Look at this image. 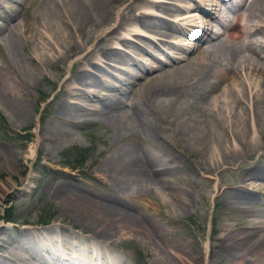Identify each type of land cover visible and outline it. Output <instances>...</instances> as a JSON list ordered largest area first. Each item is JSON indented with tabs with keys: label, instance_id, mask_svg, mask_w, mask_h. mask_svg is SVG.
<instances>
[{
	"label": "bare ground",
	"instance_id": "bare-ground-1",
	"mask_svg": "<svg viewBox=\"0 0 264 264\" xmlns=\"http://www.w3.org/2000/svg\"><path fill=\"white\" fill-rule=\"evenodd\" d=\"M122 1L26 0L22 5L24 11L35 5L32 17L38 18L44 28L40 30L42 38L48 39L51 34L56 36L57 60L64 62L72 58L69 69L60 71L63 77L58 88L60 101L55 108L56 115L52 118L58 123L64 121L65 124L79 125V122H88L87 116H95L109 127L113 140L141 133L156 144L159 141L169 143L177 140L202 151L209 145L205 155V161L210 164L205 168L207 172L234 164L241 169V175L235 181L227 184L217 181L213 192L215 197L222 199L223 204L243 213L240 220L245 223L247 230L235 232L227 225L222 226L224 236L217 238L221 243L218 241L207 263L224 258L230 263L264 264V221L257 218L259 214L254 210V204L264 209V55L260 56L264 53V39L259 40L257 36V33L264 32V0H239L240 4L237 5L233 4L235 0H204L215 11L211 8V13H203L198 5L199 12L205 14H198V17H187V12L178 13L180 6L167 1L134 0L126 4ZM116 7L117 11H114ZM140 8L158 11L163 15L136 12ZM226 10L232 14L231 17L226 15ZM15 16L14 13L5 16L0 14V43L9 45L12 50V37L19 34L20 30H26L25 26L21 27L22 21L16 20ZM178 17L179 20H188L196 30L194 35L189 33L193 36V45L177 46L185 47L186 51L195 49L196 55H186L182 63H176L180 59L171 60L170 66L152 70L153 75H146L147 67L143 66L142 69L132 62L143 70L142 74L138 71L129 72L135 82L129 84L126 91L132 92L133 97L128 99L108 95V91L116 88L109 86L110 81L99 80L96 75L102 71L108 73L107 65L129 64L132 58L128 52H133L134 46L140 48L145 44L142 38L145 40L146 37L138 29L156 35L158 39L173 37L171 31L185 34L187 29L177 24ZM129 21L134 22L135 31L125 30ZM215 25L224 27V32L214 31ZM124 48L129 50L126 52L122 50ZM36 49L35 53L28 54L30 65L50 64L49 48L43 45ZM95 55L101 63L92 61ZM13 58L14 64L5 65L13 71L12 79L8 78L0 65V102L8 115L19 123L27 118L24 98L35 74L22 60L16 56ZM83 65H89L92 70L81 68ZM141 79L144 80L140 82ZM92 87L101 93L98 96L92 94L91 101L96 102L93 106L66 101L67 97L74 95L75 90L84 93ZM185 88H194L196 92L191 98L179 103V99L173 98L174 91ZM126 91L118 89L121 95ZM57 95L54 94V97ZM176 102L179 107L186 106L178 110L180 121L177 125L174 119L170 120V126L175 125L168 132L165 126L156 122ZM95 117L93 120H97ZM151 117H156L154 125ZM47 132H51L59 142L69 135L68 129L43 124L39 136ZM129 146L118 145L117 151V145L114 146L111 153L97 163V174L100 173L103 179L109 178L112 188L121 191L155 184L165 188L166 177L163 174L167 175L169 168L163 165L172 162L175 169L179 164L178 158L175 156L164 160ZM253 156H256L255 159ZM244 158H249V161L241 162ZM212 179L207 178L208 181ZM188 180L194 182L192 178ZM12 188L10 181L0 183V201ZM60 194L62 198L58 205L62 207L61 213L79 218L90 231L79 227V231L66 232L62 229V233V230L50 225L42 230L24 227V237L8 241L0 238L3 251L0 264H123L108 242L121 230L120 227L147 236L148 250L153 260L163 263L169 260L167 254L170 253L168 247L171 243L165 244V241L171 239L175 243L169 236V230L155 222L159 239L155 240L156 236L148 233L142 224L134 223L137 215L131 212V207L119 202L122 195L112 196L86 190L76 193L63 191ZM93 221L100 222L94 225ZM174 256L182 261L181 255Z\"/></svg>",
	"mask_w": 264,
	"mask_h": 264
},
{
	"label": "rangeland",
	"instance_id": "rangeland-1",
	"mask_svg": "<svg viewBox=\"0 0 264 264\" xmlns=\"http://www.w3.org/2000/svg\"><path fill=\"white\" fill-rule=\"evenodd\" d=\"M25 1L0 0V14L5 16L14 13L16 15L14 18L21 20V27L25 26L24 29H26L24 31L20 30L19 34H15L12 37L13 50L9 45L0 43V65L3 66V71L9 76L8 78L12 79L14 76L12 74L13 71L5 67V65H11V62L14 64L13 56H16V58L23 61L30 71L34 70L35 74L24 98L27 105V120L25 119V121L19 123L14 121L0 102V183L10 181L13 186L12 191L0 201V216L3 215V210L8 209L6 214L11 217L9 221L0 217V238H6L8 241V239L24 237L26 233V228L24 227L28 226L42 230L50 225L56 230L63 229L66 232L79 231V227L89 230L85 226L86 223L84 222V224L79 218L70 217L66 212L65 214L61 213L62 207L58 205L61 201L60 198H62L60 193H63V191L76 193L85 190L92 193L103 192L112 196L113 194L114 196H117V194L118 196L122 195L119 202L131 207V212L137 215L134 223L142 224L148 233H153L156 236L155 240H159L155 227V222H158L164 229L172 233H169V236L175 242L173 244L171 239L170 241L164 240L165 244L171 243L168 247L171 254H167L169 260L166 263L155 261L151 258L148 250L149 238L147 236L142 235L141 232L133 233L127 227H120L121 230L114 235L115 237L109 238L108 242L117 252L116 254L123 264H208L207 261L211 260V254L220 242V240H218L219 242L217 241V238L224 236L225 232L221 230L222 226L227 225L235 232L247 230L245 223L240 220L243 213L237 211L234 207L223 204L222 199L215 197L213 192L217 181L226 184L235 181L240 177L241 169L234 164L207 172L205 168L210 164L205 161L207 158L205 155L209 151V145L202 151L177 140L169 141V143L157 141L159 144H156L154 140L141 133L129 134L128 138L122 137L113 140L109 127L92 115L87 116L88 122H79V125L78 123L65 124L64 121L56 122L52 116L56 115L55 108L60 101L58 88L63 78L60 71L69 69L72 58L64 60V62L57 60L56 36L51 34L48 39L42 38L40 30L44 28L42 29L38 18L32 17L35 5L33 4L32 7L24 11L22 5H24ZM35 1L37 2V0ZM155 1H167L178 7L180 6V10L177 12L184 14L187 12L185 15H191L190 17H198L195 13L200 15L198 9L195 8L198 0ZM200 1L202 4L206 3L204 0ZM122 2L126 4L134 2V0H123ZM207 7L212 8L210 4ZM211 10L215 11L214 8ZM114 11H117V7L114 8ZM138 11L163 15L158 11H150L145 8L136 10V12ZM226 11V15H232L228 13V10ZM163 17L168 19L166 16ZM179 19L180 17L177 19V24L183 25L187 30L185 34L171 31L175 37L158 39L156 35L137 30L146 37V39L144 38L145 40L142 38L145 44L141 43L144 47L140 48L134 46L133 49L135 51L128 52V55L132 58V60H129L130 62L128 61L129 64L125 63L121 66L107 65L108 73L102 71L101 73L99 72L100 75H96L99 80L110 81L109 86L116 88V90L111 89V92L108 91V95L131 99L133 97L132 92L126 90L135 80L129 76V72L132 74V71H138L142 74L144 66L147 67L148 71L145 74L153 75L152 70H161V66H170L171 60L180 59L176 63H182L186 60L184 59L186 55L189 57L196 55L197 51L195 49L189 48L191 51L184 49L188 45L194 44V40H192V36L189 33L194 34L196 29L187 24L184 19ZM197 22L200 21L198 20ZM29 23L32 26L28 25ZM125 26L124 28L127 32L135 31L134 29H136L132 21H129ZM217 26L215 25L213 30L221 31V28ZM222 28L223 31L220 33L224 32V27ZM121 33L126 34L125 32ZM127 36L134 39L130 35ZM257 36L259 40L264 39V32L257 33ZM43 45L49 48L50 64L43 63L41 66H31L29 58L27 59L29 57L28 54L35 53L37 51L36 47H42ZM177 45L185 47L180 48ZM141 48H144V50H141ZM127 49L129 50V48L122 50L126 51ZM262 55H264L263 52L260 56ZM262 59L264 60V57ZM92 61L101 63L96 55L92 56ZM132 62H135L142 69ZM122 67L128 71H125ZM81 68L91 69L89 65H83ZM142 80L144 79H141L140 82ZM117 88L124 92L126 91V93L119 94ZM90 89L88 88L84 93L83 91L80 93V91L76 92L75 90L74 95L67 97L66 101H78L91 107L96 104V102L91 101L92 94L98 96L101 93L97 88L93 89L92 87ZM174 92L173 98H177L179 103H183L186 99L191 98L196 90L194 88H185ZM56 93L58 95L55 98L54 94ZM135 100H139V98ZM185 106L179 107L177 102L174 106L171 104L167 112L159 116L156 123L160 126H165L170 132V127L175 125L170 126V120L174 119L177 125L180 121L178 110ZM146 116L149 115L146 114ZM94 117L97 120H93ZM150 119L154 125L156 117H151ZM43 124L55 125L57 128H64L65 130L68 129L69 135L65 139H61V142L55 140L51 132L44 133L40 137L39 132ZM116 145V151L119 148L118 145L120 147L132 145L131 147L134 149L137 148L145 154L148 152L147 154L164 160L172 159V157L176 156L179 164L175 169H173L174 163L172 162L163 165L169 168L166 171L167 175L163 174L166 177L165 188L158 187L155 184L134 189L127 188V191H121L117 188H112L109 178L103 179L99 173L100 177L97 174L99 171L95 168L97 163L105 158V155L107 157ZM253 157L255 159L256 156ZM248 159L244 158L241 162L245 163L249 161ZM208 177H212L213 181H208ZM189 178H192L194 182L191 183V180L189 182ZM254 207V210L259 214L257 218L264 221L263 207L258 204H254ZM95 222L100 221H93L94 225L97 224ZM63 230L61 231L62 233ZM163 238L165 239V237ZM163 238L160 237L162 240ZM172 253L176 256L181 255L182 261ZM2 255L3 251L0 246V257ZM234 263L237 264V262L230 263L224 258L211 261V264Z\"/></svg>",
	"mask_w": 264,
	"mask_h": 264
},
{
	"label": "trees",
	"instance_id": "trees-1",
	"mask_svg": "<svg viewBox=\"0 0 264 264\" xmlns=\"http://www.w3.org/2000/svg\"><path fill=\"white\" fill-rule=\"evenodd\" d=\"M4 212H3V215L2 216H0L3 220H9V219H11V217L8 215V214H6L7 213V211H8V209H6V210H3ZM11 221V220H10Z\"/></svg>",
	"mask_w": 264,
	"mask_h": 264
}]
</instances>
